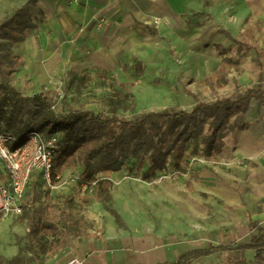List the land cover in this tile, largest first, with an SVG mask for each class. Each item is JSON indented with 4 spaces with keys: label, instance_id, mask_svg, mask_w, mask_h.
<instances>
[{
    "label": "rangeland",
    "instance_id": "1",
    "mask_svg": "<svg viewBox=\"0 0 264 264\" xmlns=\"http://www.w3.org/2000/svg\"><path fill=\"white\" fill-rule=\"evenodd\" d=\"M16 11L2 12L0 23L10 20L15 25ZM28 12L38 27L18 33L17 40L6 45L3 66L10 68L8 80L22 94H47L57 112L94 109L132 119L166 108L190 111L198 101L241 94L259 83L264 88V25L236 6L208 12L213 29L192 36L188 46L175 36L158 34L143 41L147 50L138 46L139 55H126L118 68L105 71L76 69L73 59L59 58L48 47L45 52L46 15L36 4L28 5ZM190 51L213 64L200 71L187 57ZM118 91L128 95L127 104L135 100L134 110L119 100ZM209 121L210 116L201 115L192 123L197 129L203 123L204 131L189 141L178 163L166 154L159 168L147 151L130 155L118 170L104 171L101 176L112 181L111 201L98 195L93 184L83 190V164L76 157L59 158L56 151L57 175L51 184L39 175V216L34 224L31 207L19 215H0V264H63L74 256L84 264L171 263L191 249L250 240L256 231L249 228L248 208L264 227L258 211L264 199V139L256 152L242 153L240 143L231 142L240 140L235 130L224 138L222 151L207 155L201 139ZM168 125L161 129L162 151L173 138ZM31 190L28 186L27 197ZM246 191L258 198L244 201ZM62 208L73 228L68 237L62 225L58 235L44 226L48 212L52 216ZM188 264H264V257L257 258L253 250H231Z\"/></svg>",
    "mask_w": 264,
    "mask_h": 264
},
{
    "label": "trees",
    "instance_id": "2",
    "mask_svg": "<svg viewBox=\"0 0 264 264\" xmlns=\"http://www.w3.org/2000/svg\"><path fill=\"white\" fill-rule=\"evenodd\" d=\"M30 4L35 5L36 0H30L22 8L17 9L15 25L10 20L0 23V76L2 78L0 79V132L10 131L19 139L25 138L33 130L47 137L59 134L60 145L56 150L60 153L59 158L76 157L75 159L84 167L80 180L90 185L95 183L97 194L105 195L109 201L112 200V181L102 177L101 174L107 170H118L121 163L130 155L138 157L140 154L144 155L145 152L152 151L159 168L163 167L166 154L171 155L176 163L180 162L189 141L197 139L204 131L203 123L198 129L192 126V123L201 115L211 117L208 132L203 134L201 139L206 154L220 152L225 146L224 138L230 132L248 127L249 123L244 120V115L250 100L254 98L260 106H264V88L259 83L257 87H248L241 94L225 96L213 102L198 101L190 111L166 108L160 111L141 112L135 114L132 119L118 116L113 111L94 109H68L66 112H57L54 109V101L47 94L42 92L35 95L22 94L8 80L10 68L3 66L6 45L17 40L18 33L37 27L28 12ZM117 96L126 104V108L130 110L136 108L135 100H132L130 104L126 103L127 94L118 91ZM164 125H168L173 138L166 150L162 151L160 143H163L165 139L162 138L161 129ZM32 176L34 177H31L28 182V186L32 187L31 195L27 197V186L22 201L23 209L31 207V226L39 216L37 202L40 197L38 189L40 176L38 173H33ZM59 210V214L52 216H50L51 212H48L44 226L54 235H58L61 233L60 225H62L63 229L67 230L64 235L71 236L73 228L68 222V213L64 208ZM250 228L256 233L247 242L189 250L180 255L175 262L148 264H187L191 259L233 249H251L257 258H263L264 227L257 221L250 220Z\"/></svg>",
    "mask_w": 264,
    "mask_h": 264
},
{
    "label": "crops",
    "instance_id": "3",
    "mask_svg": "<svg viewBox=\"0 0 264 264\" xmlns=\"http://www.w3.org/2000/svg\"><path fill=\"white\" fill-rule=\"evenodd\" d=\"M29 1L0 0V15L2 12H12L22 8ZM36 5L47 19L42 28L45 52L50 48L59 55V58L73 59L77 65L76 69L86 71L118 68L119 61H123L126 55H129L130 59L139 55L138 46L147 50L145 49L147 43L143 41L154 39L153 37L158 34L175 36L188 46L187 43L192 36L208 33L213 29V24L208 19V12L218 8L233 9L236 6L239 10L256 15L264 25V0H36ZM45 31L50 32L49 35L45 34ZM156 31L158 33H155ZM157 42L158 40L154 41L156 44ZM148 48L154 49L151 46ZM187 57L191 58L194 67H199L200 71L213 64L210 61L206 63V59L194 51L188 52ZM28 61L32 64L30 58ZM253 105L255 115H250ZM262 107L264 106H260L259 102L252 98L244 115V120L249 123L248 127L241 130L235 129L239 130L241 137L239 141L233 142L232 140L231 142L232 145L240 143L238 146L242 153L252 154L263 145L264 119L260 118ZM241 197L244 201H246L245 198H258L251 191H246V194ZM248 209L250 228V220L258 223L259 221L252 217L251 209ZM258 211L259 215H263L264 218V199L259 201ZM247 241L249 240L235 243ZM223 252L225 251L203 257Z\"/></svg>",
    "mask_w": 264,
    "mask_h": 264
},
{
    "label": "built area",
    "instance_id": "4",
    "mask_svg": "<svg viewBox=\"0 0 264 264\" xmlns=\"http://www.w3.org/2000/svg\"><path fill=\"white\" fill-rule=\"evenodd\" d=\"M60 139L57 133L47 137L36 130L23 139L10 131L0 132V215L22 213L26 186L34 171L39 170L41 178L51 184L57 175L54 158ZM81 184L83 190L90 185ZM63 264H84V261L74 256Z\"/></svg>",
    "mask_w": 264,
    "mask_h": 264
},
{
    "label": "bare ground",
    "instance_id": "5",
    "mask_svg": "<svg viewBox=\"0 0 264 264\" xmlns=\"http://www.w3.org/2000/svg\"><path fill=\"white\" fill-rule=\"evenodd\" d=\"M255 115V107H254V105L253 106H251V110H250V115Z\"/></svg>",
    "mask_w": 264,
    "mask_h": 264
}]
</instances>
